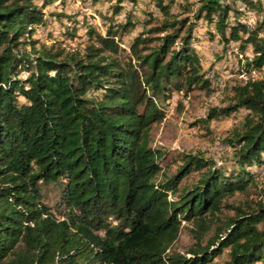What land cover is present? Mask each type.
I'll return each mask as SVG.
<instances>
[{
  "label": "trees",
  "instance_id": "1",
  "mask_svg": "<svg viewBox=\"0 0 264 264\" xmlns=\"http://www.w3.org/2000/svg\"><path fill=\"white\" fill-rule=\"evenodd\" d=\"M238 1L264 13L261 0H202L194 19L215 25L225 42L219 58L238 42L253 49L245 69L264 71V19L249 27ZM156 5L163 18L144 22L124 61L119 40L140 23L131 16L106 35L89 27L90 43L66 52L32 37L47 23L36 0H0V264H211L226 250L223 264H264V77L233 82L230 102L201 119L240 122L222 139L227 156L187 151L168 175L161 163L170 152L149 140L165 117L156 97L215 88L195 49L196 22L172 13L170 2ZM193 172L202 175L181 191ZM50 184L60 215L45 202ZM253 187L259 203H225ZM224 206L234 214L203 243ZM182 218L193 221L189 255L168 251Z\"/></svg>",
  "mask_w": 264,
  "mask_h": 264
},
{
  "label": "rangeland",
  "instance_id": "2",
  "mask_svg": "<svg viewBox=\"0 0 264 264\" xmlns=\"http://www.w3.org/2000/svg\"><path fill=\"white\" fill-rule=\"evenodd\" d=\"M171 3V12L180 16V18L191 17L193 21L194 13L197 11L202 0H165ZM46 14L48 20L45 41L42 44L46 46L55 45L65 49L66 52H72L76 49H84L90 42L88 38V28L94 29L97 33L106 35L108 27L113 23L126 21L131 16L134 21H140L136 29L125 34L121 40V45L125 50L121 58L127 61L130 54V43L138 34L145 21H150L149 27L157 25L163 18L162 12L156 5V0H36ZM117 7H121L120 12H116ZM153 18V20H150ZM207 20L195 21V49L201 55V62L204 70L214 69L218 73L228 74L233 71V65L237 57L229 54L226 58L223 56L225 42L219 36L215 25L205 22ZM76 30V31H75ZM76 32L75 36L71 33ZM119 37V36H118ZM117 37V39H118ZM228 48L238 45V42H231ZM28 48H31L29 45ZM242 51V49L239 47ZM254 55L253 49L249 46L245 51ZM220 54V55H219ZM228 55V54H227ZM229 71V72H227ZM234 78L228 79V87L221 96L213 99V93L207 94L204 89H196L189 94L184 91L173 90L171 98L168 101L162 97H156L157 105L164 111L165 117L162 121L156 122L151 126L149 132L150 146L163 152L169 151L167 159L162 161L161 165L168 175L174 173L181 161V154L187 151H202L207 157L215 158L219 161L226 157L230 149L223 151L219 144L223 143L233 129L240 125L237 118L214 119L206 124L201 119L207 118L208 108L216 105H226L230 102L233 93L230 87ZM208 127H207V126ZM226 145V144H225ZM224 152V153H223ZM177 158V162L171 163L168 168L169 159ZM264 171V168L262 172ZM202 172H193L184 178L180 189L181 191L191 188L200 178ZM160 173L158 179H162ZM45 202L56 211L62 209L60 204V191L57 185H47L44 189ZM172 196V198H174ZM263 200L260 189L253 187L247 192H236L225 198V203L239 204L252 203L257 204ZM217 224L209 230L203 243L214 234L220 219L225 220L227 216H232L234 211L226 206L222 212H219ZM193 221H187L182 218L181 231L179 238L174 242L170 252H181L189 255L190 249L196 243V237L192 232ZM228 259V251L215 259L211 264H223Z\"/></svg>",
  "mask_w": 264,
  "mask_h": 264
},
{
  "label": "built area",
  "instance_id": "3",
  "mask_svg": "<svg viewBox=\"0 0 264 264\" xmlns=\"http://www.w3.org/2000/svg\"><path fill=\"white\" fill-rule=\"evenodd\" d=\"M227 3H231L232 0H225ZM261 2L264 5V0H261ZM237 4L239 5V8L241 11H243V14L241 16V20L246 23L249 27H255L258 22L262 21L264 19V13L259 12L255 9H248L245 4H243L242 1H238ZM232 15V14H231ZM45 18L46 14H45ZM232 18V16H231ZM216 19V18H215ZM204 20V19H203ZM48 22V20H47ZM207 23V21H205ZM49 23V22H48ZM37 25L34 26V31L32 33V37L34 39H38L40 42H38V45L41 42H44V36L45 33L47 32V25ZM228 56L229 54H233L235 57H237L236 63L233 65V71L229 72L227 75L224 74H218L214 69H211L208 71V77L210 78L213 87L215 88V91L213 92V99H217L218 96H221L225 89L228 86V79L229 78H234L233 82H239V83H245L249 79H259L264 77V71L263 70H258L255 68H252L251 70H246L244 67V64L247 61L252 60L253 55L249 54L248 52H242L239 49V46H235L229 49L227 52ZM219 148L222 149L223 151L230 149L229 145H225L224 143L219 144ZM224 153V152H223ZM264 171L261 172L260 177H263ZM259 177V178H260ZM170 251V249L168 250Z\"/></svg>",
  "mask_w": 264,
  "mask_h": 264
}]
</instances>
